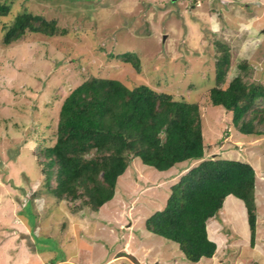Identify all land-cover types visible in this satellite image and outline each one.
<instances>
[{"label":"rangeland","instance_id":"obj_1","mask_svg":"<svg viewBox=\"0 0 264 264\" xmlns=\"http://www.w3.org/2000/svg\"><path fill=\"white\" fill-rule=\"evenodd\" d=\"M7 2L0 23V264H264V136L239 133L231 111L209 101L217 41L232 57L220 86L237 73L246 82L264 84V1ZM25 10L55 19L59 31L26 32L6 43V30ZM126 51L139 58V71L117 57ZM243 62L248 66H237ZM91 75L127 86L145 83L198 103L204 158L238 159L254 168L253 243L244 203L232 194L208 219L206 229L216 243L209 259L191 262L177 242L147 230L145 219L164 208L170 186L198 161L157 170L133 156L116 180L114 195L97 211L71 209L65 200L46 203L43 195H34L41 178L34 153L39 135L54 139L63 97ZM31 197L32 205L25 206Z\"/></svg>","mask_w":264,"mask_h":264},{"label":"trees","instance_id":"obj_2","mask_svg":"<svg viewBox=\"0 0 264 264\" xmlns=\"http://www.w3.org/2000/svg\"><path fill=\"white\" fill-rule=\"evenodd\" d=\"M8 10L7 0H0V23ZM58 31L55 19L25 10L16 15L4 40L9 43L26 32L53 35ZM216 45L219 55L215 84L209 88L210 103L231 111L232 125L239 133L264 136V105H257L264 100V84L246 82L237 73L225 87L220 86L232 57L224 43L217 41ZM117 57L139 71L134 52ZM237 66L248 65L243 62ZM53 127L54 139L39 135L34 149L41 174L34 195H43L44 202L65 200L73 205L71 209L97 211L114 195L116 180L133 156L157 170L193 160L198 162L170 186L164 208L145 219L147 230L177 242L191 262L211 257L216 243L207 236L206 221L232 194L244 203L249 238L254 242V168L238 159L204 158L197 102L157 92L145 83L127 86L116 78L91 75L63 97ZM33 197L25 206L32 205Z\"/></svg>","mask_w":264,"mask_h":264},{"label":"crops","instance_id":"obj_3","mask_svg":"<svg viewBox=\"0 0 264 264\" xmlns=\"http://www.w3.org/2000/svg\"><path fill=\"white\" fill-rule=\"evenodd\" d=\"M262 1H264V0H262ZM229 195H231V194H229ZM245 210H246V209H245ZM246 220H247V218H246ZM206 222H207V223H206L207 227H208V226L210 227V225H211V224H210V221L207 220ZM247 224H248V223H247ZM212 225H213L214 228H215V225H214V224H212ZM209 227H208V229H209ZM208 229H206V231H207V236H208L209 239H212L211 237H214V236H213V234H211V232H210L211 235H209ZM210 231H211V230H210ZM212 240H213V239H212ZM156 252H157V251H156ZM211 257H212V256H211ZM211 257H202V258H207V259H209V258H211ZM200 259H201V258H200ZM200 259H199V260H200ZM155 262H156L155 264H159V263H157V261H155Z\"/></svg>","mask_w":264,"mask_h":264}]
</instances>
